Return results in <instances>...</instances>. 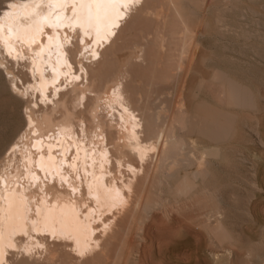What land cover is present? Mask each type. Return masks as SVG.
<instances>
[{
  "label": "bare ground",
  "instance_id": "bare-ground-1",
  "mask_svg": "<svg viewBox=\"0 0 264 264\" xmlns=\"http://www.w3.org/2000/svg\"><path fill=\"white\" fill-rule=\"evenodd\" d=\"M149 1L151 0L0 1V11L3 10L0 13V68L5 70L9 79V83H5L7 90L24 102H20L23 103L22 118L18 124H15L16 136L13 137L11 145L4 150L3 157L0 155V264H14V259L18 261L15 262L16 264H22L21 261L23 264H57L62 254L56 249V245H63L65 249L69 248L63 250L67 253L66 259H68L63 264H88L91 259L93 263H97L100 260L98 257L102 259L106 251L109 252V256L105 254V259L110 257V249H106L107 240L112 237L111 241H116L117 235L120 234L116 233V230L119 228L121 219L130 217L134 210L137 212L134 214L138 215L141 206V209L145 207L144 202L151 190L149 185L151 187L153 180L157 177L154 175L166 169L168 171L164 175L171 178L177 168L185 165V161L188 163L192 161L184 157L185 152L190 148L189 141L185 139L188 133L184 136L178 133L179 130L188 129V126L182 123V119L177 117L180 112L184 113L186 100L184 99L185 105H183L184 102L178 104L179 107L177 106L176 110L171 112L170 118L169 115L167 116L169 119L165 122V127L162 126L163 128L159 126L163 115L160 110L153 109L155 113L153 111L150 115V109H148L149 113L146 111L149 106L142 102L147 107L142 108L140 103L138 104L139 99L146 96L139 98L138 94L141 95V92L137 94L142 88H138L139 81L138 83L133 81L135 78L133 72L136 71H133L132 66L137 62L135 59L139 57L141 50L144 54L145 46L142 44L141 49L139 44L134 43L132 49L129 48L127 57L123 61L115 62L118 58L115 46L117 50H121L120 47L117 48L120 42L118 40H121L120 37L124 31L130 32L127 26L131 24L132 18L140 16L138 13L142 11L144 14L149 10L150 14L152 10L156 11L154 8H148ZM162 1L163 4L168 2ZM161 2L157 4L158 7L155 4L157 9L161 8L159 7ZM171 3L177 6L175 0H171L169 5ZM150 14L148 13V16ZM157 35L156 32L155 38ZM161 35L163 36L162 33L160 37ZM173 35H175L174 32ZM166 39L165 41L162 39V43L166 42ZM160 43L161 40L159 45ZM162 43V47L158 45V49H164ZM209 54L205 53L204 60L207 61ZM108 55L112 56L111 62H109L110 59L108 60L112 63L110 66L105 61ZM140 57L144 58V56ZM140 57L138 61L141 60ZM179 60L181 61V58ZM139 63L137 62L136 65ZM15 65L27 69V76L31 80L26 90L23 81L22 86L18 83L19 75H16V71L14 72ZM130 69L133 71L132 80L128 78L131 74ZM153 73L156 72L153 71ZM227 76L219 70L213 77H218L225 83L229 104L235 101L241 103L245 92L235 86ZM127 81L130 83L133 81L131 83L133 88L137 84V91H132L135 88L133 89L130 84L127 87L129 83ZM128 90H131L133 94ZM35 94L36 100L33 101ZM133 96H138L136 99L138 102ZM144 114L150 116V128H147L149 124L147 126L145 124L148 116L144 118ZM225 127L226 123L208 116L201 132L212 140H225ZM192 131L194 132V129ZM220 149L218 146L201 148L207 156L216 157L219 156ZM188 153L187 155L190 154ZM181 162L184 163L180 166ZM191 164L192 162L189 166ZM262 165L264 170V164ZM261 172L263 171H260V174ZM197 174L199 176L198 172ZM157 175L159 178V174ZM187 178L182 185L184 187L180 190L181 194L186 192L184 195H190L193 189L190 183L194 182L191 179L190 182ZM192 178L194 180V177ZM141 180L145 181L141 185L142 188L139 186ZM189 190L190 193L187 192ZM206 190L202 189L204 194L206 192L210 194L211 190ZM248 191H250L251 200L249 199L250 205L248 204L249 208L246 211L248 223L243 235H246L247 249L245 246L244 248L247 250V259L256 264V261L253 262L257 259L256 252L258 253V248L264 245V188L255 182L251 184ZM208 203L206 207L209 209L211 206L208 207ZM201 204L204 207L205 203ZM215 209L213 208L215 213L210 209L208 214H213L208 216L206 213L205 217H209L207 218L209 222L217 215L216 225L212 230L223 243L228 240L227 230L223 224L225 218L223 219L224 215L219 208ZM203 210L207 209L203 208ZM129 227H132V223ZM128 230L130 228L127 229V234ZM117 232H120L119 229ZM114 234L115 239H113ZM142 237L141 240H143ZM178 238L170 239L171 250L176 251L182 247L190 249L195 246L192 239H186L184 236ZM141 242L139 241V244ZM246 243L244 241V244ZM114 245L112 243L111 246ZM111 246L109 243V248L112 250ZM132 260L134 264L135 259Z\"/></svg>",
  "mask_w": 264,
  "mask_h": 264
},
{
  "label": "rangeland",
  "instance_id": "rangeland-1",
  "mask_svg": "<svg viewBox=\"0 0 264 264\" xmlns=\"http://www.w3.org/2000/svg\"><path fill=\"white\" fill-rule=\"evenodd\" d=\"M151 1L152 3H150ZM151 1H149L147 6L149 9L151 7L156 11L152 10L151 14L149 12L150 10H146L147 12L145 14L142 11L141 13H138L140 16L137 15V17L132 18L131 24L129 23L130 27L127 26L128 29H130V32L128 33V30L126 32L124 31V34L120 37L121 40H118L120 42L119 45L117 44V48L120 47L121 50H117L115 46V51H118L116 54L118 58L115 62L118 63V60L123 61V59H125L129 54V48L133 47L132 45H134V43L139 44L141 49L142 44L145 46L146 49L143 47L144 54L139 48L142 52L140 51V54L138 55L139 57L144 56V58L140 57L141 60L139 59L140 63L141 61L143 62L141 64L139 63V57L135 59V61L139 64L136 65L137 62L134 63L132 68L133 71L136 72H133L130 69L131 74L128 78L132 80L133 72L135 77H133V81L137 83L139 81L138 88H142V90L140 89V91L137 92V94L141 92V95L138 94L139 98L144 95L146 97L143 99L138 98L140 100L139 102L136 101L138 96H133V98L136 102H138V104L140 103V107L145 108L146 105L147 107L149 106L148 108L146 107V111L148 112V109H150V113L148 112L150 115L154 110H160L161 115L163 114V117L161 116V120L159 122V126L161 125V127H165V122H167V120L172 116V113L174 112L173 110H176L177 106L179 107L178 104H183L184 102L183 105H185L187 103L185 105L186 109L183 110L184 113L180 112L179 115L177 114V117L182 119V123L184 126H188V129L179 130L178 133L182 136L188 133V136L185 135V139L187 142L189 141L188 145L190 148L193 147V149L191 148V151L190 148H188L184 157L187 160L192 161L189 163L187 161H185V163L183 162L185 165L186 163L188 165H186L185 168V165L181 166L183 164L181 162V167L177 168L178 170L176 169L173 172L172 177L170 175L171 178H169L168 175H164V173L167 174L168 170L166 169L165 171L161 170L162 173L157 172V174H159V178L157 174L154 175L157 176L151 184L154 186V190L152 191L153 188L149 185L151 190H149L147 199L144 202L145 207L147 208L145 209V207H143V209H141V206L139 210L137 209L138 215L134 214L136 212V210H134L131 212L130 217L127 216V218L125 217V219H121V222L119 221V228H117L116 233L120 234H116L117 237L114 234L113 239L116 237V241L112 240V242L111 237L107 240L108 245L106 244V249H110L109 251L111 252V256L108 258L106 257L105 259V254L109 256V252L106 251L102 259L101 257H98L100 258V262L97 257L96 261L98 262H94L96 264H131L134 261L132 259H135L134 264L136 262L137 264H248L246 261L248 258L246 250L247 239L246 235H243L245 234L244 229L248 223L246 214L250 205V191L248 190H250L251 184L253 185L255 182L257 185L261 187L263 186L264 188V170L262 165L264 164V142H262L264 141V0H175L177 6L172 3L169 5L171 0H164V2L168 1L167 3L165 2L166 4H163V1L161 2V0ZM159 2L162 3L159 5L161 8L157 9L155 4L157 5ZM153 4L154 6L152 7ZM172 6H174L176 10ZM2 11L3 10H1L0 13ZM148 13L150 14V17L148 16ZM141 14L143 16H141ZM152 14L153 16H151ZM163 14L167 16L166 18L168 20ZM162 15L164 21H162ZM156 32L158 34L157 38H155ZM173 32L175 35H173ZM161 33L164 37L162 35L160 37ZM158 38H160L161 43L163 40L165 41V38H167L166 42L162 43L165 50L160 49L162 46L161 43L159 45L160 40ZM183 38L185 40H183ZM121 44L125 45L122 46ZM158 45L160 47L159 49ZM178 46L180 47L178 48ZM179 52L182 54V57ZM205 53H210V57L207 61L204 60ZM165 54L166 56H164ZM109 57L110 56L108 55L105 58V61H107L110 66L112 63L109 62H111L112 56L110 58ZM180 58L181 61L179 60ZM159 61H162L161 64ZM157 63L159 64L157 65ZM10 65L11 64L9 63V66ZM135 68L137 69L135 70ZM151 69L152 72H150ZM219 70L220 72L225 73L226 76L228 75L227 77L233 82V84L245 92V96H243L244 99L241 100V103H238L237 101L232 104L228 103V90L225 83L218 79V77H213L216 71ZM153 71L156 73H153ZM14 72L17 73L16 75H19V79L17 78L19 85L22 86L23 81L25 83L24 89L26 90L29 87L28 82L31 80L30 77L27 76V69L23 66L15 65ZM211 72H213V74ZM30 73L33 75L32 71ZM157 74H159V76ZM5 77H7L5 70L0 68L1 157H3L2 155L5 153L4 150L11 145V141L14 139L13 137L16 136L15 124H18V122L21 121V109L24 103L14 97L11 91L7 90L5 83L8 84L9 79L8 77L5 79ZM136 78L137 80H135ZM130 81H127L129 82L127 87L133 82L132 81L130 83ZM136 85L134 86L135 89L132 87L133 85H131L134 90H132L131 87L129 88L132 91H137ZM132 91L130 93H132ZM184 99L186 100V103ZM35 100L36 94L33 96V101ZM20 102L23 103L21 104ZM142 102L146 105L144 106ZM185 106L183 107L185 108ZM23 110L25 113L24 107ZM149 114H144V118L148 116L147 119L149 123L148 121L145 122L146 126L149 124V127L147 126V128H150L151 124ZM168 115L169 118L167 117ZM208 116L211 118L213 117L214 119H219L220 122L226 123L225 140L221 139L220 141H215L201 132V128L204 123L207 122ZM185 123L187 124L185 125ZM193 129L194 132L192 131ZM261 142L262 144H260ZM210 146H218L219 149L221 148L218 157L212 155L207 156L201 150L203 147L210 148ZM187 153L190 156L187 155ZM191 162L193 165L191 164L189 166ZM176 171L179 176H176L178 175L177 173L175 174ZM260 171L263 172L260 174ZM197 172L199 173V176ZM165 177H168L170 181ZM187 177L190 182L191 180L194 182L192 184L189 182L194 189H191V196L184 195L186 192H183V194L180 192L181 187H184L182 185ZM192 177H194V180ZM144 183L145 181L141 180L139 186ZM204 184L205 187H203ZM206 185L208 186L209 191L211 190L210 194L209 192L204 194L202 191L204 188L206 190ZM208 189L206 191H208ZM175 191L176 193H174ZM187 192L190 193V190ZM186 197L189 198L187 199ZM189 199L191 200L189 201ZM201 203H205L204 207L201 206ZM207 203L208 207L211 206L209 209L206 207ZM219 205L222 206L220 207ZM212 207L214 209L216 207L217 210L219 208L221 213L224 215V217L222 215L223 219L225 218L226 220L223 221V224L227 230L226 235L228 240L223 243L221 242L219 236L212 230V228L216 225L217 215L214 214L215 216H213L215 218L212 216V221L210 219V221L207 222L209 220L207 219L209 218L208 216L215 213L213 212ZM203 208H206L207 210H203ZM209 210L213 212L211 215L208 214V212H210ZM144 212H147L148 214H145ZM206 213L208 215L207 218L205 217ZM148 215L150 219L147 218ZM131 223L134 230L132 227H129ZM128 227L130 230H128L127 234L126 231L129 229ZM118 229L120 232H117ZM124 232L127 234V237L129 236V238L126 237ZM139 232L141 233L139 234ZM137 234L138 236L140 235V238H138ZM180 236H184L186 239H192L193 241H191L194 242L193 244L195 245L192 247L193 249L182 247L181 249L178 248L176 251L171 250V242H169L171 241L170 239H173L174 237L178 238ZM141 237L143 240H141ZM243 240L246 244H244ZM139 241H142L140 243L141 246H139ZM109 243L110 246L112 243L115 244L114 246H111L113 248L112 250L109 248ZM56 246V249L60 250V254H62L56 263L63 264L66 260H68L66 259L67 253L63 250H67L69 248L65 249V246L63 245ZM263 246L258 248L259 254L256 252L257 256H255L257 259L255 258L256 260H253V262H257H255L256 264H264ZM259 255L260 257H258ZM63 256L65 258H63ZM226 256L228 257L225 260ZM230 257L233 258L231 259ZM261 258L263 259L261 260ZM14 260V264H16L15 262L18 261L16 259ZM91 260L88 261V264H95L93 263V259ZM248 262L249 264L252 263L249 260ZM21 263L23 264L22 261Z\"/></svg>",
  "mask_w": 264,
  "mask_h": 264
}]
</instances>
